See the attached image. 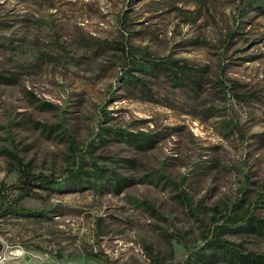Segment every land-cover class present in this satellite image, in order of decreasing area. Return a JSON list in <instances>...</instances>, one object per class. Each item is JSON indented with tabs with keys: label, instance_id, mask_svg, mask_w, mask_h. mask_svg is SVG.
Segmentation results:
<instances>
[{
	"label": "rangeland",
	"instance_id": "rangeland-1",
	"mask_svg": "<svg viewBox=\"0 0 264 264\" xmlns=\"http://www.w3.org/2000/svg\"><path fill=\"white\" fill-rule=\"evenodd\" d=\"M247 212L264 223V0H0L1 264H242L209 247L226 224L264 264L226 222Z\"/></svg>",
	"mask_w": 264,
	"mask_h": 264
},
{
	"label": "trees",
	"instance_id": "trees-1",
	"mask_svg": "<svg viewBox=\"0 0 264 264\" xmlns=\"http://www.w3.org/2000/svg\"><path fill=\"white\" fill-rule=\"evenodd\" d=\"M249 17H247V19ZM25 177L26 178L23 180L22 184L18 187V189H23L25 191V194L28 196H33V194L39 193V190L48 191L51 185H53V183L55 182L51 180L43 181L40 179V177L34 178V177L27 176V175ZM74 179L77 183L82 182L81 175L79 174H76V176H74ZM7 211H10V210L8 209L6 210V212ZM256 221L257 220L253 218L251 216V213L249 212L245 213V215L243 216L230 217L226 220V222H228L231 225H236L239 228L244 227L247 230L246 232H258V233L264 234V223H262L261 225H258V221L257 222ZM219 227H222V228L216 229L214 236H213V240H210L209 242V247H211L216 253L220 252L221 253L220 255L222 258L230 255L231 259H236V261L242 264H249L250 262L254 263L255 262L254 260H250L248 257L245 258L241 254L239 255L235 251H230V249H228L222 242H220L219 237L223 234V231H222L223 228L229 229V227H228V224H226L224 227L223 226H219ZM203 250L205 249L202 248L199 251L194 252L192 249H190L188 260H186L183 264H193L194 261H197V260L200 261L199 257H206L207 255L204 254L205 252L204 253L202 252Z\"/></svg>",
	"mask_w": 264,
	"mask_h": 264
},
{
	"label": "built area",
	"instance_id": "built-area-1",
	"mask_svg": "<svg viewBox=\"0 0 264 264\" xmlns=\"http://www.w3.org/2000/svg\"><path fill=\"white\" fill-rule=\"evenodd\" d=\"M0 249H1V248H0ZM2 254H3V253H2V251L0 250V259H2Z\"/></svg>",
	"mask_w": 264,
	"mask_h": 264
},
{
	"label": "bare ground",
	"instance_id": "bare-ground-1",
	"mask_svg": "<svg viewBox=\"0 0 264 264\" xmlns=\"http://www.w3.org/2000/svg\"><path fill=\"white\" fill-rule=\"evenodd\" d=\"M18 253L21 255V253H20V252H18ZM1 260H2V259H0V264H1Z\"/></svg>",
	"mask_w": 264,
	"mask_h": 264
}]
</instances>
